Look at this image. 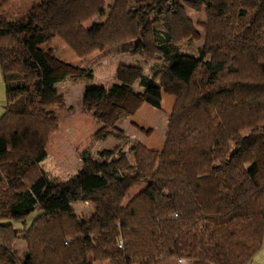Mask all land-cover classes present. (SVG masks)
I'll use <instances>...</instances> for the list:
<instances>
[{
    "label": "trees",
    "instance_id": "1",
    "mask_svg": "<svg viewBox=\"0 0 264 264\" xmlns=\"http://www.w3.org/2000/svg\"><path fill=\"white\" fill-rule=\"evenodd\" d=\"M106 6L0 0V264H253L264 235V0H113L86 26ZM186 8L206 14L193 53ZM54 38L80 58L102 47L132 57L108 88H86L87 109L118 106L134 83L136 106L160 108L161 88H177L161 149L115 133L111 149L80 150L68 178L47 173L59 121L44 103L65 95L60 63L38 44ZM119 105L116 118L127 115Z\"/></svg>",
    "mask_w": 264,
    "mask_h": 264
},
{
    "label": "rangeland",
    "instance_id": "2",
    "mask_svg": "<svg viewBox=\"0 0 264 264\" xmlns=\"http://www.w3.org/2000/svg\"><path fill=\"white\" fill-rule=\"evenodd\" d=\"M107 3L104 15H95L87 23L101 22L105 19L110 10L109 4L113 0H105ZM24 0H16V3L23 4ZM186 12L191 19L192 26L184 29L182 33L189 36L191 44L185 47L187 53L195 52L198 45L205 40V28L199 23L206 20L204 12H196L186 8ZM40 49H47L51 60L60 63L53 73L61 74L63 78L56 84L59 92L63 93L62 103L46 101L44 107L59 121L58 129L52 132L46 142L45 150L47 156L41 161L44 169L52 170L51 176L59 175L60 178H68L75 173L81 165L80 150L91 149L94 153L111 149L119 141L112 134L119 133L127 136L128 140L144 143L148 148L161 149L164 144L167 132V121L171 112L175 97L176 87L161 88V106L155 108L148 103L136 106L139 97L136 94L138 87L136 83L133 90L120 88V98L124 101L123 110L127 115L116 118L115 114L118 106L107 107L99 105L90 109L85 108L84 93L86 88L101 86L108 88L111 83L116 82L114 72L116 65L120 61L128 62L131 56L113 54L109 48L102 47L85 56L77 57L59 38H54L49 43L38 44ZM137 59V58H136ZM142 63V61H139ZM84 68V69H82ZM87 68L92 70L93 79H88L84 75ZM81 75V82L75 83L73 78ZM88 77V78H87ZM126 97V98H124ZM101 108H105L102 115H98ZM108 135L105 139H93L94 134ZM121 141V140H120ZM143 186L133 187L123 197V204L137 193ZM77 212L89 213V209L84 203L76 204ZM16 228H20L19 223H14ZM18 250L24 248L23 242L16 243ZM253 264H264V235L262 247L253 258ZM95 264H108L107 262H96ZM178 264H188L185 259H180Z\"/></svg>",
    "mask_w": 264,
    "mask_h": 264
},
{
    "label": "crops",
    "instance_id": "3",
    "mask_svg": "<svg viewBox=\"0 0 264 264\" xmlns=\"http://www.w3.org/2000/svg\"><path fill=\"white\" fill-rule=\"evenodd\" d=\"M4 104H5V86H4V79H3L2 71L0 69V115L3 113ZM47 170L51 174L52 170H49V169Z\"/></svg>",
    "mask_w": 264,
    "mask_h": 264
}]
</instances>
